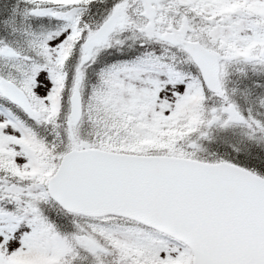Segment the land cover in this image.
Returning <instances> with one entry per match:
<instances>
[{
    "label": "snow or ice",
    "instance_id": "obj_1",
    "mask_svg": "<svg viewBox=\"0 0 264 264\" xmlns=\"http://www.w3.org/2000/svg\"><path fill=\"white\" fill-rule=\"evenodd\" d=\"M0 264H264V0H0Z\"/></svg>",
    "mask_w": 264,
    "mask_h": 264
}]
</instances>
